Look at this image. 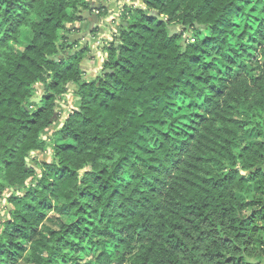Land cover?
I'll return each mask as SVG.
<instances>
[{"label":"trees","instance_id":"1","mask_svg":"<svg viewBox=\"0 0 264 264\" xmlns=\"http://www.w3.org/2000/svg\"><path fill=\"white\" fill-rule=\"evenodd\" d=\"M89 1L0 0V264H263L264 19L240 51L250 0L125 5L88 82Z\"/></svg>","mask_w":264,"mask_h":264},{"label":"crops","instance_id":"2","mask_svg":"<svg viewBox=\"0 0 264 264\" xmlns=\"http://www.w3.org/2000/svg\"><path fill=\"white\" fill-rule=\"evenodd\" d=\"M101 1H106L107 8L103 9H106L108 14L101 16V11L93 12L98 15L99 20L91 38L88 39L87 45H85L84 40H81V36L86 32V28L90 24L89 20L82 19L81 22L68 25L69 32L67 35L69 37V45H73L74 47V49L70 51L76 53L81 49H87V53L80 66L84 73V79L88 82L95 80L102 72L103 65L107 60V56L103 49L113 41L114 35L118 34L120 31L117 24L120 21L119 14L123 6L126 5L140 8L144 6V0H90L89 2L92 5L95 2L99 3ZM89 9L85 10L81 15H85V12ZM68 87V93L64 97V101L58 105V113L61 117L60 121L62 122V118H65L66 115L64 114L65 112L60 111V109L64 110L67 107V104H71L72 101L75 103L76 110L80 107V99L76 97L78 87L74 84H69ZM54 125L51 128H53ZM60 125L62 126V123L59 124V127H61ZM56 129H58V127H56Z\"/></svg>","mask_w":264,"mask_h":264},{"label":"rangeland","instance_id":"3","mask_svg":"<svg viewBox=\"0 0 264 264\" xmlns=\"http://www.w3.org/2000/svg\"><path fill=\"white\" fill-rule=\"evenodd\" d=\"M245 6L247 7V10H246L247 12H245V17L244 18L242 17L236 21L235 32L231 38L232 43L235 46H237L238 50H240V51L242 48H244L243 46H246L248 44H252V37L250 35V32L251 31H253V32L257 31L260 22L264 19L263 13L261 11L262 7L260 4V0H250L249 2H247L245 4ZM120 24H121V21H119L117 24L118 29L120 28ZM104 48H106V46ZM73 49H74V47L70 48L69 50H73ZM103 51H104V49H103ZM239 64L241 65V63H239ZM68 88L69 87L67 86V89ZM39 90L40 89H38L36 91V94H35L36 97H34L32 99V102H35V100H39V96L41 94V92ZM26 108H28V107H26ZM75 110L76 109H75L74 101H72L71 104H67V107L64 110L60 109V111L65 112L64 114L66 115L65 118H62L63 122L60 121L61 120V117H60V119L54 125V127L51 128L50 130H48L44 134V138L49 141L50 140L49 137L51 135H53V133L56 132V130L61 128V127H59V124H61V123L63 124L65 122L66 118L68 117V115L71 114V112H73ZM66 111H67V113H66ZM186 113H187V110H184L182 114H186ZM63 115H62V117H63ZM56 127H58V129H56ZM36 161L50 163L52 161L50 151H47V153H40V152L34 153L32 155V157L27 160L28 166L34 167L36 170H38V167L36 165ZM14 192H15L14 190H10L9 188L4 189L2 192L0 191V225L8 217L7 214H8V211L11 209V205L9 204L7 199L9 197H11V195ZM114 255H115L114 258L119 257L118 256L119 254L114 253Z\"/></svg>","mask_w":264,"mask_h":264},{"label":"water","instance_id":"4","mask_svg":"<svg viewBox=\"0 0 264 264\" xmlns=\"http://www.w3.org/2000/svg\"><path fill=\"white\" fill-rule=\"evenodd\" d=\"M103 8H107L106 1H101L99 3H93L88 11L85 12V15H81V18L83 20H89L90 24L86 28V32H84L81 36V40H84L85 45L88 44V39L91 38L93 31L97 27V23L99 20V17L97 14H94L93 12H99ZM153 16H156V13H152ZM71 55H74V52L70 53ZM36 97V96H35ZM39 101V100H35Z\"/></svg>","mask_w":264,"mask_h":264},{"label":"built area","instance_id":"5","mask_svg":"<svg viewBox=\"0 0 264 264\" xmlns=\"http://www.w3.org/2000/svg\"><path fill=\"white\" fill-rule=\"evenodd\" d=\"M264 264V263H263Z\"/></svg>","mask_w":264,"mask_h":264}]
</instances>
